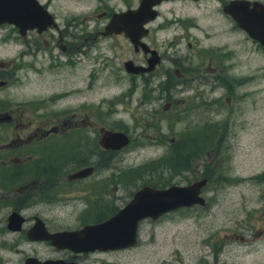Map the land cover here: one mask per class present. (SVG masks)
<instances>
[{
  "label": "flooded vegetation",
  "instance_id": "flooded-vegetation-1",
  "mask_svg": "<svg viewBox=\"0 0 264 264\" xmlns=\"http://www.w3.org/2000/svg\"><path fill=\"white\" fill-rule=\"evenodd\" d=\"M228 1L160 0L153 5L155 12L152 17L142 21L139 28L128 30V32L137 33L135 45L123 30L107 34L102 32L112 12L135 8L139 0H135L133 4L126 3L122 8H101L91 17L93 22L90 27L76 30L74 27L68 28L69 23L62 26L56 21L57 27L49 26L41 31L35 28L26 29L21 34L12 23H0L1 31L13 32L17 39L23 42L16 57L5 61L0 60V90L8 88L10 92L8 97L0 94V188H5L3 191L5 195L13 196L14 194L23 197L45 195L50 191L68 193L71 195L67 203L72 205L70 209L65 210L67 212L65 216L50 214L49 212L54 209L49 207L45 208V215L34 213L30 216H25L21 207H9V211L17 210L24 217L20 229L15 231L7 229L12 235L0 236V244H4L5 241L9 245L22 243L20 248L11 247L13 251L20 254L14 264H23L27 257L36 258L39 261L50 260L49 264L54 262L57 264H128L130 258L141 257L143 246L146 244L150 245L145 249V256L149 253L154 254L153 252L158 249L156 244L152 245L150 238L144 240L139 238L141 219L137 221L134 242L114 248H90L88 244L80 246L78 243L69 247L52 244L49 238H30L26 235V230L34 223L35 216L42 220L48 232L80 231L84 225L99 222L111 215L128 201L136 188L144 184L141 181L131 184L122 194L116 196L114 191L124 186L123 178L126 171L103 172L105 176L102 179L108 178L110 183L94 182L93 175L101 174L100 169L111 167L109 161L113 156L110 154L128 144L129 133L125 131L128 142L121 148H103L98 142L101 132L104 129L117 128L100 125L97 127V132L95 131L93 109H90L92 101L86 100L72 106L56 108L53 106L59 99L57 97H68L75 90L69 91L71 89L69 88L48 95L20 92L18 90L20 84L27 83L29 78L26 70L38 68L37 72L40 73L39 68L43 66L42 60L37 61L36 55L31 56V52H39L40 57L48 58V63L55 62L53 67H59L57 63L61 62L59 59L61 52L67 58L63 63L70 64L72 61L70 58L76 52L79 50L84 52L81 47L94 46L96 39L103 37L121 36L131 49L130 56L124 57L122 62L130 60L132 66L138 69L129 71L122 65L124 72L134 82L149 84L156 81V86L152 87L155 91L151 93H155L154 96L157 98L167 100L161 105L163 109L175 111L176 106L183 107L184 124L178 130L179 136L170 140L172 142L170 146L175 147L176 143L179 146L180 138L186 137L188 144L183 147L187 151L181 153L180 157L187 161L188 165L181 168L190 170L197 160L191 161L196 156H203L201 153L204 149L206 150L207 129L223 128V125L227 123L226 116L220 119L216 114L213 116L208 113V110L213 106L216 108V102L219 103L221 98L227 105L232 104V107L236 108L240 99L253 92L252 88L250 91L248 88L244 89V85L253 81L259 66L254 65L251 52L254 48H258L264 53V45L250 37L223 9ZM258 1L264 3L263 0ZM44 6L47 8L46 5ZM52 15L56 20L54 13ZM96 20L100 21L97 27ZM41 35L45 45L40 48L41 44H37L31 37L37 38ZM196 36H202L206 41L197 39ZM223 36L226 38L230 36L228 39L231 41L228 42V39L222 38ZM240 38L250 43L249 48H238ZM53 45H57L59 52L53 53ZM167 50H170V53L166 54ZM240 52H247V54H240ZM27 53L32 59L23 60ZM93 57L94 54H91V65L94 63ZM149 57H154L156 61L149 64L147 61ZM239 57L246 58L248 64L245 69L239 67ZM92 71L93 67H90V74ZM145 94L147 93L144 92L143 95ZM47 101L49 107H47ZM207 104L210 106L207 107ZM253 104L251 95L249 111L245 112L243 109L238 111L243 120L248 121L250 116L252 124ZM153 116L154 114H150V117ZM210 117L212 120H208ZM145 120L148 121V118ZM174 120V117H169L168 128L173 127ZM185 132L186 135H184ZM198 132L201 133L199 140L192 137ZM191 144L196 147L195 150H191L189 146ZM85 168L91 169L86 174L72 176L73 173ZM210 177L206 169L202 168L197 176L189 177L184 183H171L186 184L198 178H205V183L200 189L202 193ZM2 179H5V183L1 182ZM93 185L96 187L93 195L96 198V207H91L84 200V204L79 208L83 211L82 214H75L76 200L80 196L87 195ZM112 201L114 204L111 203ZM62 205H66V202ZM193 205L198 204L189 206ZM247 216L234 219L231 226L225 225L227 228L225 231L223 228L209 231L199 238V242L194 237L188 240L184 244V254L172 250L174 252L168 264H264V255L262 259H256L254 255L259 241H262L264 251V196L262 209L259 213L254 212L253 221L250 218L247 219ZM46 217H56L64 224L55 222L48 224ZM77 234L84 237L82 231ZM77 238L80 239V236ZM229 249L230 252L227 251ZM151 264H159L158 258H154Z\"/></svg>",
  "mask_w": 264,
  "mask_h": 264
},
{
  "label": "rangeland",
  "instance_id": "rangeland-1",
  "mask_svg": "<svg viewBox=\"0 0 264 264\" xmlns=\"http://www.w3.org/2000/svg\"><path fill=\"white\" fill-rule=\"evenodd\" d=\"M39 1L54 13L59 25L66 26L69 23L68 28L74 27L75 30L90 27L93 22L91 17L101 8H122L126 3L133 4L135 2V0ZM99 22V20L95 21L96 27ZM45 36L47 37V35ZM54 36H56L55 33ZM42 37V35L37 38L31 37L37 44H41L40 48L45 45V42L41 40ZM196 38L204 40L202 36H196ZM228 38L230 36L226 39ZM47 40L50 44L48 37ZM21 45L23 42L17 39L13 32L0 30V60L5 61L16 57ZM249 45L248 41H242L241 38L238 41L239 49L249 48ZM180 48L183 49V47ZM81 49H84V52L81 50L76 52L70 58L72 60L70 64L63 63L67 58L61 52L59 57L61 62L57 63L59 67H53L55 62L48 63V58L40 57L39 52H31V56L36 55L37 61L42 60L43 66L39 68L41 72H37L38 68H28L26 70L29 76L28 81L27 83L22 82L18 90L23 93L48 95L71 88L69 91L75 90V92L68 97H57L59 99L53 107L72 106L86 100L92 101L90 109H93L92 117L96 132L97 127L104 125L129 133L128 144L119 151L110 154L113 156L109 161L111 167L100 169L101 174L93 175L94 182L110 183L108 178L102 179L105 176L103 172L126 171L123 178L124 186H120L114 191V194L118 196L131 184L139 183V181L144 183L143 181L152 174L153 178L145 183L160 184L156 178V175L159 174L167 181L164 185L171 182L184 183L189 177L197 176L202 168L211 175L210 181L201 193L205 199V205L173 209L161 214L156 219H141L139 238L142 240L150 238L152 245L156 244L158 249L153 252L155 255L149 253L145 256V249L150 245L146 244L143 246L141 257L130 258L128 264H151L154 258H158L159 264H168L174 251L184 254L185 242L193 237L199 242V238L205 236L209 231H216L219 228H223L225 231L227 229L225 225L231 226L234 219L244 215H248L246 218L253 221L254 212L259 213L262 209L264 196V53L262 50L254 48V51L251 52L254 65L259 66L255 71L253 81L244 85V89L248 88L250 91L252 88L253 92L240 99L236 108H233L232 104L227 105L221 98L219 103L216 102V108L213 106L208 110V113L213 116L216 114L220 119L226 116L227 123L223 125V128L207 129V140L211 138V141L207 142L206 150L202 151L203 156H196L191 161L197 160L193 163L192 169H182L180 166L173 168L169 162L167 164L164 161L153 170L152 162H156L158 158L169 156L171 153L170 144L172 142L170 140L179 136L178 130L184 124L183 107L176 106L175 111L163 109L161 105L167 100L157 98L154 96L155 93H151L155 91V89L152 90V87L156 86V81L149 84L134 82L124 72L122 60L124 57L130 56L131 49L121 36L96 39L94 46L81 47ZM52 50L53 53L59 52L57 45H53ZM165 53H170V50ZM91 54H94L93 65L90 64ZM240 54L246 55L247 52H240ZM31 56L27 53L23 60H30ZM238 64L240 68L245 69L248 63L246 58L239 57ZM90 67H93L91 74ZM144 92L147 94L143 95ZM0 94H4L6 97L10 96L9 89L0 90ZM251 95L254 101L253 124L250 122V116L247 121L243 120L238 113L239 109H243L245 112L249 111ZM209 106L210 104H207V107ZM47 107H49L48 101ZM149 113L154 116L150 117ZM170 116L175 118L172 128H168ZM146 118L148 121L145 120ZM208 120H212V118L210 117ZM192 137L199 140L201 133H195ZM180 139L181 146L188 144L186 137ZM189 146L191 150L196 148L193 144ZM181 153L186 152L178 146L172 153V157L174 156V159L180 161ZM141 165L142 168L139 169ZM1 182L5 183V179H2ZM4 190L5 188H0V236L12 235L4 224L9 207H21L25 216L34 213L45 215L47 207L54 209L49 212L50 214L65 216L67 214L65 210L72 206L67 203L70 200L69 195H71L68 193L61 194L50 191L45 195L23 197L14 194L13 196L5 195ZM95 190L96 187L93 185L87 195L80 196L76 200L75 210L77 212L75 214H82L83 211L79 208L84 204V200L91 207H96V198L93 196ZM111 191H113L112 187ZM64 202L66 205H62ZM115 202L117 203L118 200L116 199ZM46 218L50 222L47 221L48 224L53 222L64 224L56 217ZM195 229L196 231H193ZM12 246L20 248L22 243L9 245L5 241L4 244H0V262L2 264H14L20 256L19 253L11 249ZM230 247L233 246L230 245ZM254 255L256 259L263 258L262 241L257 242Z\"/></svg>",
  "mask_w": 264,
  "mask_h": 264
},
{
  "label": "water",
  "instance_id": "water-1",
  "mask_svg": "<svg viewBox=\"0 0 264 264\" xmlns=\"http://www.w3.org/2000/svg\"><path fill=\"white\" fill-rule=\"evenodd\" d=\"M160 0H139L137 7L114 11L104 26L103 34L121 31L135 45L137 33L128 32L130 28L137 29L142 21L153 16V5ZM228 12L246 33L264 45V3L258 0H229L223 8ZM8 22L17 27L23 34L26 29L37 31L49 26L57 27L52 13L39 0H0V23ZM129 23V25L127 24ZM141 44V43H140ZM149 64L156 59L149 57ZM130 60H124L122 65L126 70L137 71ZM1 83V82H0ZM100 146L109 149H119L128 142V135L120 129H104L98 140ZM91 168H85L72 176L86 174ZM205 178H198L186 184L170 183L165 186H153L145 183L136 188L126 203L105 219L84 225L80 231L60 230L46 231L42 220L35 216L34 223L26 230L30 238H49L52 244L73 247L88 244L90 248H114L130 245L135 240L137 221L143 218L156 219L161 214L179 207L192 204L204 205L205 199L200 193ZM24 217L17 210H11L6 216V228L12 231L21 228ZM83 232L84 237L78 232ZM80 236V239L77 237ZM50 260L39 261L27 257L23 264H49ZM53 264H57L54 262Z\"/></svg>",
  "mask_w": 264,
  "mask_h": 264
},
{
  "label": "trees",
  "instance_id": "trees-1",
  "mask_svg": "<svg viewBox=\"0 0 264 264\" xmlns=\"http://www.w3.org/2000/svg\"><path fill=\"white\" fill-rule=\"evenodd\" d=\"M209 141H211V138H210V140H207V142H209ZM178 144H175V147H173V146H170V150H171V153L169 154V156H166V157H164V158H158L157 160H156V162H152L151 164H152V167L151 168H153V170H154V168L158 165V164H160L161 162H164V161H166V163L168 164V162H169V164L171 165V167H173V168H175L176 166H180V168L182 167H186L187 165H188V162L187 161H185V160H183L182 158L180 159V161L179 160H176V159H174L173 157H172V153H174V151H175V149L178 147L177 146ZM180 147H181V149L183 150L184 149V151L186 152L187 151V149L185 148V147H183V146H181V145H179ZM142 168V165L139 167V169H141ZM139 169H137V170H139ZM177 169V168H176ZM136 170V171H137ZM153 175V174H152ZM149 176L147 179H145L143 182L145 183V182H149L152 178H153V176ZM160 175V174H159ZM159 175H156V178H157V182H159L160 184H158V186H163L167 181H165V179L164 178H162L161 176H159ZM153 184H155V183H153ZM169 184V183H168ZM157 185V184H156Z\"/></svg>",
  "mask_w": 264,
  "mask_h": 264
}]
</instances>
